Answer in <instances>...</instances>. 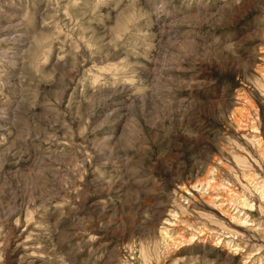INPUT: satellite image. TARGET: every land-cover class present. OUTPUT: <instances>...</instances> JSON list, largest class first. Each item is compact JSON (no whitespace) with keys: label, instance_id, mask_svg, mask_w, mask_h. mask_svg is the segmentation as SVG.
<instances>
[{"label":"rangeland","instance_id":"obj_1","mask_svg":"<svg viewBox=\"0 0 264 264\" xmlns=\"http://www.w3.org/2000/svg\"><path fill=\"white\" fill-rule=\"evenodd\" d=\"M262 86L264 0H0V264H264Z\"/></svg>","mask_w":264,"mask_h":264},{"label":"bare ground","instance_id":"obj_2","mask_svg":"<svg viewBox=\"0 0 264 264\" xmlns=\"http://www.w3.org/2000/svg\"><path fill=\"white\" fill-rule=\"evenodd\" d=\"M159 63H157V64H155V66H154V68H155V70L157 71V72H159V71H163L161 68H160V65L159 64H161L160 62L161 61H158ZM155 63V62H154ZM153 63V64H154ZM152 75H155L154 73L152 74ZM156 75H158V74H156ZM159 77V76H158ZM155 81V80H154ZM156 85V84H155ZM262 87H264V86H262ZM263 93V97H264V91L262 92ZM262 95V94H261ZM262 102H264V101H262ZM264 107V106H263ZM251 123H248V125H250ZM251 127V129H254V130H256V132H257V130H258V128L256 127V126H254V125H251L250 126ZM245 136V138L250 142V143H252L253 145L252 146H256V145H258V147L260 146H264V144L263 143H261V138H255V140H250L247 136H246V134L244 135ZM255 137V136H254ZM263 153H264V151H262ZM260 153V152H259ZM262 153V156L264 155ZM248 155H249V153H248ZM249 157V156H248ZM246 157V156H241V157H237L236 159H237V161L239 162V161H242L243 159H252L251 157ZM251 161V160H250ZM251 162H253V161H251ZM251 166V165H250ZM241 167H243V166H241ZM247 167V166H246ZM252 169V168H251ZM246 171H250V170H246ZM256 174H258V172H256V171H250V173H248V174H244V176L245 177H247L249 180H248V182L251 184V185H253V188H254V190L255 191H258L259 192V196L258 197H256V199L254 200L253 199V201L257 204V207L259 208V210H261V209H263V202H264V178H262L260 181H256L255 182V180H256V178H255V176H256ZM243 176V175H242ZM261 178V177H260ZM205 181V180H204ZM206 182V181H205ZM195 186H197V185H194V187ZM242 196H236V195H231L230 196V199L231 200H233L234 202H236L237 204H240V205H243V206H247V207H249V206H255V204H251V203H249L245 198H241ZM228 201V200H227ZM219 213H223V211L221 210V209H219ZM239 213V214H238ZM237 215H232V214H230L229 216H230V218L231 219H236L237 221H239V222H241V223H248L249 222V219H248V216H245L244 215V213H240V210H238L237 211V213H236ZM237 224V223H236ZM241 227V225L240 224H237V226L236 227ZM225 228L228 230V233H230V234H232L233 235V237L235 236V235H237L238 233L237 232H235V231H232L231 229H229L228 227H226L225 226ZM165 229V228H164ZM163 229V231H165ZM203 229V228H202ZM205 229V228H204ZM225 229V230H226ZM223 230V229H222ZM212 231V230H211ZM214 231V230H213ZM216 232V231H215ZM167 233L168 232H164V234L165 235H167ZM210 233V232H209ZM227 233V232H226ZM199 235L201 234V232H199L198 233ZM201 235H203V234H201ZM162 236V235H161ZM219 239V238H218ZM231 241V240H230ZM230 241H227V245L229 244V243H231ZM220 242H223L221 239L219 240V242L218 243H220ZM235 245V244H234ZM130 248V247H129ZM234 249H238L239 250V246H238V244H236V246L234 247Z\"/></svg>","mask_w":264,"mask_h":264}]
</instances>
